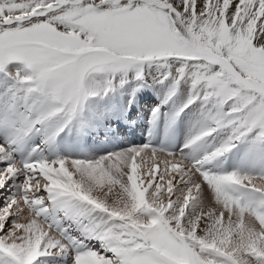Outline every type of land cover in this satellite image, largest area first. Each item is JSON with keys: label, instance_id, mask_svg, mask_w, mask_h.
I'll use <instances>...</instances> for the list:
<instances>
[{"label": "snow or ice", "instance_id": "obj_1", "mask_svg": "<svg viewBox=\"0 0 264 264\" xmlns=\"http://www.w3.org/2000/svg\"><path fill=\"white\" fill-rule=\"evenodd\" d=\"M16 63L23 71L9 67ZM130 71L191 82L184 107L211 108L209 125L185 145L207 149L202 158L144 145L95 163L16 161L18 143L44 127L52 142L79 116L96 95L86 77L106 75L107 94ZM0 72L17 84L12 103L0 105V135L9 137L0 143V191L19 193L0 207V264H41L68 251L73 264H264V178L205 167L250 135L264 143V0H0ZM221 134L225 141L209 147ZM146 152L171 158L163 173L138 175ZM213 198L226 225L224 211L204 215ZM25 209L29 222L20 223ZM89 239L103 252L87 250Z\"/></svg>", "mask_w": 264, "mask_h": 264}, {"label": "bare ground", "instance_id": "obj_2", "mask_svg": "<svg viewBox=\"0 0 264 264\" xmlns=\"http://www.w3.org/2000/svg\"><path fill=\"white\" fill-rule=\"evenodd\" d=\"M17 64L18 65H14L15 66V68H13L14 72L21 71V65L19 63H17ZM9 66H12V65H9ZM14 66H12V67H14ZM122 75H120V76H122ZM125 78H126L127 82H130L128 84V89H127V93H126L127 97H125V95H124V98L120 96L119 97V101L114 102V96L112 94L111 99L109 97V99H106V101L103 102L102 104H96L94 106L91 105L89 107H87V106L85 107L86 104H84L79 116L76 119L73 120V122L71 123L70 126L72 128H75L76 126H78V123H80L81 125H83L82 126L83 129H87V130L92 129L94 134L93 135L89 134L90 135L89 136L90 137V141L92 140V138H94L97 142L102 143V140H105V136L102 133H104V132H107V134L110 133V131H111V125H110L111 122L113 124L115 122L117 124L118 123L121 124L120 119H121V117L123 116V114L125 112L124 109H126V107L128 105H130V104L132 105L134 111L136 112V113H134L135 114L134 115L135 118L137 117L138 113H140L141 115L143 114V115H145L147 117H152V119H153L154 118L153 117V112H154L155 109H159V112H158V114H159L161 111H164V108L166 107V111L163 112L164 113V119H165L166 122H168L172 118H174V116H176L177 113L181 111V109H184L183 110L184 117H183V121H182V127L184 128L185 134L188 137H191L193 135H197L199 132L204 130L209 125L210 116H211V111H210L211 108L209 106H207L209 110H207L206 108L203 109L202 107H203L204 103L201 102V101H197L196 103L192 104L188 108L184 107L188 103V101L190 99H192L193 95L195 94L194 90L192 88L191 82L181 81L180 83H174V81L170 80L172 83L178 84V86L180 85V89H177V90H180V92H182V98L183 99H178V97H177L178 91L176 89H174L173 87L172 88L170 87L168 89H167V87L166 88H162L163 84L155 82L152 77H146L145 79H147V82L144 83V84L147 85V88H146V91L144 92L142 98L139 96V94H140V92H139L137 94L135 93L136 94L135 95L136 98L135 97L133 98L135 100L134 101H130V98H131L130 94L131 95L133 94L132 90L135 88L134 87L135 83H133V79H136L135 78V72L134 71H130L128 74L124 75L121 78V80H123V84L127 83L126 81H124ZM98 79L99 78H97L94 75L86 77V85L89 84V82H93L94 81V83L91 84V91L95 92L96 95H93V96H90V97H92V98H98L99 97V99H102V101H104V97L103 96L105 95V92L103 91L104 92L103 94H101L99 91L97 92V90H98L97 88H98L99 84L96 82V80H98ZM145 79H143V80H145ZM121 80H119V82ZM121 84L122 83H120V86H121ZM15 88H17V87L15 86ZM130 89H132V90H130ZM137 91H139V90H137ZM147 94L149 95L148 97H146ZM0 95H1V92H0ZM12 97H13V95L11 96L10 103H12ZM145 97H146V99H148L147 101H146ZM142 99H144V100L142 101ZM6 101H7V97L1 99L0 100V105L7 106V104H6L7 102ZM95 103H97V102H95ZM197 103H198V106L194 108V105H196ZM86 111H88V112L91 111L92 114L89 115V116H85ZM119 114H120L121 117L119 116ZM82 117H85L86 121L82 122ZM97 119L106 120V123H107V125H105L106 127L102 126L103 123L101 121H97ZM108 124L110 125V129H109ZM107 126H108V128H107ZM44 129H48V133L51 132L50 134H52V130L51 129H49L47 127H44L41 131L31 134L29 137H27L26 139H24L23 141L18 143L15 146V150L24 149L27 152L29 160L36 159L35 157H33L34 154L32 153L33 152L32 151L33 146L36 145L35 142L41 140L40 144L38 146L40 149L41 148L44 149L45 147H47L48 145L51 144V142L50 143L49 142L46 143V139L43 140L42 137L40 139V135L44 132ZM251 136H252L253 140H256L255 137H254V134L251 135ZM54 141H52V143ZM37 143H39V142H37ZM115 145L117 146L118 143L117 144L115 143ZM263 145H264V143H262L259 147H261V146L264 147ZM49 147L51 148V145ZM209 147H214V146L209 145ZM134 148H140V147L135 146ZM260 150L261 149H259V151ZM63 151L64 152H63V155H62V159H64V160H65V158L67 159V158H69L71 156L73 157V155L75 154L67 146H65ZM82 151L87 153L86 149H84ZM206 151H207V149H205L203 146H194V147L190 148L189 150H187V151H185V152H183V153H181L180 155H177V156H181V155H183L185 157L186 156H188V157L193 156V158L198 160V159L202 158V156L205 154ZM257 151H256V154H255L252 162H251V164H253V165H257L258 163L260 164L261 162H259V161L262 160V157H263V155H261L260 153L257 154L258 153ZM229 154L231 155V153H229ZM144 158H146V159L144 160ZM166 158L167 159H171L169 157H166V156H163V155H159V154H157L156 157H153L151 155V153H147V152L143 153L140 157H137V160H136V163L139 166L138 167V175H140L143 178L146 175L147 169L149 167H158L159 168V172H161V171L163 172V167H164L163 160L166 159ZM258 158H261V159L258 160ZM45 159L51 161V160H56V159H59V158L57 156H53L52 154H47ZM157 162H159V163L157 164ZM233 162H235V161H233ZM220 164H221V162H220ZM222 164H223V162H222ZM66 166H68V165H66ZM236 166H238V164H236ZM56 167L58 168V165ZM126 169H128V168L127 167L123 168V172L124 173H126ZM239 169H242V168H239ZM229 170H231V169H229ZM239 171H241V170H239ZM217 173H215V174H217ZM220 173L221 172H219V174ZM227 173H230V171L227 172ZM237 173L241 174V175H244V174L250 175V176L252 175V177H257V178H264L261 175L260 172H257V173L253 172L252 173L249 170H244L242 172H237ZM124 179H126V177H124ZM254 181L256 183H258V184L261 183V181L259 179H256ZM165 198H167V197L165 196ZM29 216H30V213L25 209L24 216L20 219L21 222H26V223L29 222ZM44 230H45V227H44ZM46 231H49V230L46 228ZM49 234L52 235L53 237H56L57 239H59V236L54 231H50ZM86 241L87 240H85L84 242L87 243ZM93 246H95V245H93ZM93 249L94 248H92L91 250L94 251ZM71 264H73V263H71Z\"/></svg>", "mask_w": 264, "mask_h": 264}, {"label": "rangeland", "instance_id": "obj_3", "mask_svg": "<svg viewBox=\"0 0 264 264\" xmlns=\"http://www.w3.org/2000/svg\"><path fill=\"white\" fill-rule=\"evenodd\" d=\"M15 65H18V64L16 63ZM12 66H14V65H12ZM12 66H9V67L10 68H15V66L14 67H12ZM22 66L23 65H21V71L24 69V66L23 67ZM92 75H94V76H96L97 78L100 79V80L99 79L96 80V82L99 84V86L97 88L98 89L97 92L99 91L101 94H103L105 92V89L108 87V85H107V79H108L107 76L104 75V74H102V75L101 74H99V75L98 74H92ZM123 76L124 75L118 76L115 79L113 85L111 86V90L110 91H107V94H105L104 96L102 95L104 97V101H102V99H99V97L98 98L89 97V99L84 102V104H86L85 107L86 106L89 107L91 105L94 106L96 104H102L103 102L106 101V99H109V97L111 99L112 94L114 96V102L119 101V97L120 96L124 98V95H125V97H127L126 96V93H127V89H128V84L130 82H127L126 81V78H125L124 81H126L127 83H124V84L122 83L121 86H120L121 81L119 82V80H121V78ZM9 80H12V82L11 83H8ZM146 82H147V79H145V80H143V79L142 80L133 79V83H135L134 84L135 85L134 86L135 87L134 88L135 90L134 89L133 90L130 89V90H132V93H133L132 95L130 94V96H131L130 101H134L135 99H133V98L139 92H140L139 96L142 98V96H143V94H144V92L146 91V88H147V85L144 84ZM85 83H86V79H85ZM174 83H176V82H174ZM174 83H172L171 81H168V82L166 81V82L163 83L162 88H166L167 87V89H168L170 87L171 88L173 87L176 90L177 89H180V85L178 86V84H174ZM15 86L17 87V84H16V82L14 80V77L11 74H9L8 76H6L4 72H0V92H1L0 100L7 97V101H6L7 102L6 103L7 105H9V103H10L11 95L14 94L17 91V88H15ZM2 87H4L3 92H2ZM137 90H139V91H137ZM9 91H10V93H9ZM177 91H178V95H177L178 99H183L182 98V92H180V90H177ZM8 94H9V96H8ZM148 96L149 95L147 94L146 97H148ZM146 97H145V99H146ZM143 100L144 99H142V101ZM147 100L148 99H146V101ZM95 102H97V103H95ZM197 106H198V103L196 105H194V108L197 107ZM202 108L203 109L206 108L207 110H209L208 107H207V105H205V104H203V107ZM91 114H92L91 111L90 112L86 111L85 116H89ZM119 116H120V114H119ZM83 121H86V118L85 117H82V122ZM97 121H101L103 123L102 126L107 125L106 120L97 119ZM78 124H80V123H78ZM110 125L108 124L109 129H110ZM108 126H107V128H108ZM50 133L51 132L48 133V129H44V132L40 135V139L42 137L43 140L46 139V141H47L48 140V137L51 135ZM43 134H45L47 137L45 138L43 136ZM92 139H93V141H94V143H95L96 146H93L94 143L92 142V140L89 142V144L87 145L88 147L85 148L87 150V156L86 157H84V156L83 157H80V156L74 157L75 156V154H74L73 157L71 156V157H69L67 159L65 158V160H72L73 159V160H82V161H87V162H90V163H95L97 161L104 160L109 155L119 154V153H121L123 151H127V149L128 150H131L132 148L135 149L134 147H119V144L117 145L118 147L115 144H114L115 147H107V146H105V144L103 142L102 143H99L94 138H92ZM209 139H212V138H209ZM225 139H226V137L223 134H221L215 140H213L212 144H210V145L211 146H214V147L220 146L225 141ZM239 142H236L235 146L232 148V151L229 152V153H231L232 156L229 153H227L218 162L219 165L221 166L222 165V162L224 163L225 161H227V158H230L229 159L230 160L229 161L230 166H229L228 169L226 168L228 171L224 169L223 171H221V173H227L229 171H230V173L231 172H242L244 170H249L252 173L253 172L254 173L260 172L261 175L264 177V147H262V146L259 147L262 144V142H260L258 140H253V138H252L251 135L249 137H246V138L242 139ZM258 148L261 149V150L259 151ZM256 151L258 152L257 154L260 153L261 155H263L262 160L259 161L262 164L261 163L260 164L258 163L257 165L251 164V162H252V160H253V158H254V156L256 154ZM58 158L59 159H62V157H58ZM145 159L146 158H144V160ZM259 159H261V158H258V160ZM233 161H235V162L237 161V162L235 163ZM220 162H221V164H220ZM236 164H238V166H236ZM239 168H242V169H239ZM229 169H231V170H229ZM69 170L71 171V168H69ZM239 170H241V171H239ZM163 171H164V167H163ZM128 172H129V168L126 169V173H128ZM160 173H163V172L161 171ZM212 173L215 174L217 172H212ZM217 174H219V172ZM170 175H174V174H170ZM244 175H246V174H244ZM248 176H250V175H248ZM124 177H126V175ZM124 177H123V179H124ZM75 178L76 177H74V179ZM124 182H126V179H124ZM254 183L257 184V185H259L255 181H254ZM144 186H147V185L145 184ZM104 190L107 191V187H105ZM119 191H120V186L119 185L114 186V192H119ZM151 191H152V189H149V192H151ZM166 192H167V188H166V184H165V194H166ZM13 193L19 194L18 193V186L15 187V188H9V189H5V190L0 191V207H3L5 201ZM165 196L167 197V194ZM213 200H212V204L208 208H206V210H205V213H204L205 217L207 216V213L209 211H211L213 213V215L216 216V217H219L220 211H224L225 212L224 224L226 225L227 224V212H226V210L223 209V206L222 205H216L215 204V201H213ZM165 202H167V198H165ZM109 203H111V200H109ZM18 222H20V223H26V222H21V220L18 221ZM233 222H234V224L237 222L235 216H233ZM257 224H258V221L256 222V227L258 228L259 227V224L258 225ZM247 225H248V217L246 215L245 216V227H247ZM44 227H45V231H46L47 226L45 225ZM199 234H200V232L198 230V235ZM92 241H94V242H90V243H91V247L94 248L93 250L94 251H97V252H103V249L101 247V242L99 240H92ZM83 244H86V243L83 241ZM93 245H95V246H93ZM95 247H98V248L95 249ZM71 263H73V255L71 253H69V251L68 252H65L63 255H56V256H50V257H43V258H41V264H71Z\"/></svg>", "mask_w": 264, "mask_h": 264}]
</instances>
